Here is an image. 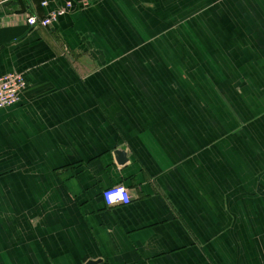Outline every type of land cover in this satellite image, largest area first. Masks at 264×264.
Listing matches in <instances>:
<instances>
[{
  "label": "crops",
  "instance_id": "1",
  "mask_svg": "<svg viewBox=\"0 0 264 264\" xmlns=\"http://www.w3.org/2000/svg\"><path fill=\"white\" fill-rule=\"evenodd\" d=\"M41 1L0 10V264H264V0Z\"/></svg>",
  "mask_w": 264,
  "mask_h": 264
},
{
  "label": "built area",
  "instance_id": "2",
  "mask_svg": "<svg viewBox=\"0 0 264 264\" xmlns=\"http://www.w3.org/2000/svg\"><path fill=\"white\" fill-rule=\"evenodd\" d=\"M15 0H0V10L7 3ZM50 0H42L40 2V7H47ZM93 0H72L66 2L63 6L56 8L50 14L46 16H39L36 12L29 13L28 11H23L25 25L30 28H52L56 23L58 17L64 14H70L77 10H83L90 7ZM27 84L25 78L22 74L12 73L6 76L0 77V110L11 108L20 102V96L26 90ZM116 185L108 188L102 192V200L106 208H114L117 206H127L131 202V195L128 191L129 199L127 201H120L116 204H108L105 200L104 194L110 190H114ZM126 188V187H125ZM127 189V188H126Z\"/></svg>",
  "mask_w": 264,
  "mask_h": 264
},
{
  "label": "clouds",
  "instance_id": "3",
  "mask_svg": "<svg viewBox=\"0 0 264 264\" xmlns=\"http://www.w3.org/2000/svg\"><path fill=\"white\" fill-rule=\"evenodd\" d=\"M116 150H122V146L118 145ZM116 163L117 165H121L117 161ZM128 191L129 190L126 189L124 186H117L114 190H110L104 194L105 200L110 205L116 204L120 201H127L129 199Z\"/></svg>",
  "mask_w": 264,
  "mask_h": 264
},
{
  "label": "water",
  "instance_id": "4",
  "mask_svg": "<svg viewBox=\"0 0 264 264\" xmlns=\"http://www.w3.org/2000/svg\"><path fill=\"white\" fill-rule=\"evenodd\" d=\"M115 155L117 157V159L120 161V163H125L127 161V156L125 151H116ZM88 264H96L95 262H89Z\"/></svg>",
  "mask_w": 264,
  "mask_h": 264
},
{
  "label": "trees",
  "instance_id": "5",
  "mask_svg": "<svg viewBox=\"0 0 264 264\" xmlns=\"http://www.w3.org/2000/svg\"><path fill=\"white\" fill-rule=\"evenodd\" d=\"M20 5L24 4V0H19Z\"/></svg>",
  "mask_w": 264,
  "mask_h": 264
}]
</instances>
